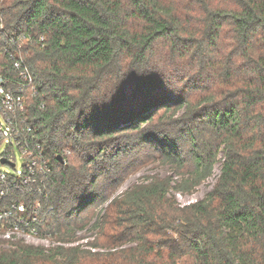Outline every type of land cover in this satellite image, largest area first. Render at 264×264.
Masks as SVG:
<instances>
[{
  "label": "trees",
  "instance_id": "trees-1",
  "mask_svg": "<svg viewBox=\"0 0 264 264\" xmlns=\"http://www.w3.org/2000/svg\"><path fill=\"white\" fill-rule=\"evenodd\" d=\"M14 60L32 79L14 117L52 167L27 214L36 199V234L56 243L0 239V264H264V0H0V73L16 95ZM173 67L184 87L169 91L159 73ZM127 131L178 174L113 197L115 244L85 250L72 213ZM216 163L211 189L179 205Z\"/></svg>",
  "mask_w": 264,
  "mask_h": 264
},
{
  "label": "rangeland",
  "instance_id": "rangeland-1",
  "mask_svg": "<svg viewBox=\"0 0 264 264\" xmlns=\"http://www.w3.org/2000/svg\"><path fill=\"white\" fill-rule=\"evenodd\" d=\"M180 63L181 62H176L173 63V65L175 66ZM176 69V67H173V69L166 68L159 73V76H161L160 79L162 80V87L169 91H173V88H177L179 85L180 87H184L178 82L179 71ZM189 90L194 92L191 87H189ZM155 109H158V107ZM167 114L169 115V113ZM166 123H169L167 117L162 119V121H159L158 117L155 118L153 124L160 125ZM120 139L126 141L127 146L119 153L118 165L107 175H104L101 170L95 167L91 168L90 171L95 177V182L90 188L91 191L89 190V194L91 193L93 196V201L84 207L83 210H80L79 214H77V210L72 213V216H74L73 220L76 221V243L81 244L85 250L91 249L107 252L112 249L109 247L115 244V240H117V235L114 234V232H117L115 231L116 228L112 223H106L107 221L105 222L104 220L106 217L103 216L106 213L107 216H110L111 222L115 219L113 217L114 208L110 202L113 197L121 194L132 184L151 176L165 177L171 175L176 178V174H178L176 169H173L169 163L161 159L152 143L138 141L134 133L129 131H127L125 135H118V137L115 138L116 143H118ZM14 152L16 169H21L24 159L18 150H14ZM73 157L74 154L71 151L67 158L71 161ZM219 168L220 164L216 163L212 174L191 193L175 192L174 196L177 203L183 206L200 200L215 183L219 174ZM0 169L6 172L12 171V168L7 164L0 165ZM101 230L103 233H101ZM54 240L55 239L51 237L46 239L42 238L40 240L35 239L34 242H36L37 245L50 246L56 243ZM94 243L98 244V247L92 248Z\"/></svg>",
  "mask_w": 264,
  "mask_h": 264
},
{
  "label": "built area",
  "instance_id": "built-area-1",
  "mask_svg": "<svg viewBox=\"0 0 264 264\" xmlns=\"http://www.w3.org/2000/svg\"><path fill=\"white\" fill-rule=\"evenodd\" d=\"M13 66L17 69L20 80L17 83L19 94L14 95L9 87L12 81L0 73V165L7 164L12 168L10 172L0 169V239H22L33 243L35 239L46 237H38L33 226L37 221L39 202L35 199L34 213L27 214L29 209L25 204L26 194L36 197L43 192L46 177L51 173L52 167L41 147L23 136L14 117L17 111L24 109L20 94L32 79L22 60H14ZM25 131L30 132V126L27 125ZM14 150H18L24 159L21 169H16ZM1 159H6L7 162H1Z\"/></svg>",
  "mask_w": 264,
  "mask_h": 264
},
{
  "label": "water",
  "instance_id": "water-1",
  "mask_svg": "<svg viewBox=\"0 0 264 264\" xmlns=\"http://www.w3.org/2000/svg\"><path fill=\"white\" fill-rule=\"evenodd\" d=\"M56 159H57L59 162H64V161H63V158H62L61 155H57V156H56ZM1 162H7V161H6V159H1Z\"/></svg>",
  "mask_w": 264,
  "mask_h": 264
}]
</instances>
